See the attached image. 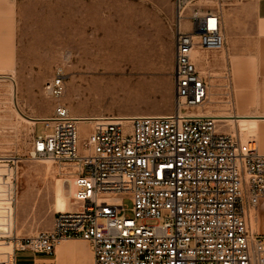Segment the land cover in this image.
<instances>
[{"label": "built area", "instance_id": "2783aa9c", "mask_svg": "<svg viewBox=\"0 0 264 264\" xmlns=\"http://www.w3.org/2000/svg\"><path fill=\"white\" fill-rule=\"evenodd\" d=\"M198 1L177 0L173 113L105 116L90 123L82 143L81 119L65 106L40 122L52 132L34 133L30 158L55 164L73 186L72 210L56 213L49 230L16 234L23 160L0 157V243L13 245L1 264H18V252L54 256L66 241L87 242L92 264H264V236L251 227L264 199V154L200 114L210 98L200 55L227 43L221 9ZM65 81L58 71L46 96L59 100Z\"/></svg>", "mask_w": 264, "mask_h": 264}, {"label": "rangeland", "instance_id": "374dc122", "mask_svg": "<svg viewBox=\"0 0 264 264\" xmlns=\"http://www.w3.org/2000/svg\"><path fill=\"white\" fill-rule=\"evenodd\" d=\"M237 2L227 0L221 6L216 0L197 3L211 10L220 8L224 15H229ZM191 5L186 17L194 9ZM10 11L17 22L9 25V56L7 64L0 62V68L4 69H0V75L14 76V103L17 100L25 115L51 118L59 105L65 106L74 117L168 115L175 111L177 0H20L16 9ZM224 33L228 50L209 55L201 64L211 87L209 101L202 111L262 115L264 58L256 51L242 49L237 23L229 27L224 23ZM240 62L246 64V70L237 78L235 65ZM60 70L66 78L64 94L59 100L48 98L44 88ZM14 108L11 81L0 79V157L18 155L23 160L14 217L16 234L29 237L52 227L56 214L54 185L62 177L55 164L29 156L34 133L45 135L52 130L43 123L31 125L20 120ZM4 120L8 123L7 130L1 128ZM90 128V123L79 125L81 143ZM225 130L229 132L228 128ZM263 131L264 122H259L255 131V122L248 121L238 123L237 130L231 133L243 145H253L264 153ZM65 189L70 196L67 183ZM125 204L131 209L130 201ZM255 217L253 212L252 230L264 236V220L257 227ZM82 242L91 259L88 243ZM85 254L86 249L80 248L79 264H85ZM57 255L18 252L16 261L31 264L56 259L57 262Z\"/></svg>", "mask_w": 264, "mask_h": 264}, {"label": "crops", "instance_id": "0c3cea01", "mask_svg": "<svg viewBox=\"0 0 264 264\" xmlns=\"http://www.w3.org/2000/svg\"><path fill=\"white\" fill-rule=\"evenodd\" d=\"M19 1L20 0H0V62L1 64L3 63L7 64V61H8L9 25L13 22L15 23L17 22L16 21L17 17H15L13 21L12 12L10 11V9H14V8L16 9V7L19 4ZM225 1L227 0H217L218 2L217 4H219L220 6L224 5ZM237 1H239L237 2V6H235V8L232 9L229 15H224L223 10L221 9L223 25L224 23L227 27H229V25H231L232 23H237L238 25H240L242 49L248 52L256 51L255 53L257 55H259L260 57L262 56L264 58V0H237ZM248 13H250V17H252L255 23L254 28H252L251 21H249L248 19L249 18ZM226 43H227L226 49L228 50L227 38H226ZM200 56L201 58H200L199 68L202 70L201 64H202V61H204L205 56L203 55H200ZM245 68H246V64L244 62H240L239 64L235 65L236 76L237 74H239L240 76L241 73L243 75V72L246 70ZM0 69H3V68L1 67ZM263 88H264V85H263ZM262 93H264V90L262 91ZM245 103H246V100L243 99L242 105H244ZM254 117L259 118L255 122V131H256L258 128L259 122H264V114L259 115V116H254ZM254 212H256L255 224L258 227L262 219L264 220V199L260 202L259 206ZM65 246L74 248L76 250L75 253L77 255L80 252V248H84V250L86 249V254L84 257L85 264H88L89 261L92 264L91 253H90L91 259H89V251L87 250L84 244L74 245V244L66 243ZM56 253L59 254V252H57V249H56L55 254ZM55 260L56 259L54 260L52 259L51 261H53L54 264H79V259L77 256L67 257L64 261L60 263L55 262Z\"/></svg>", "mask_w": 264, "mask_h": 264}, {"label": "bare ground", "instance_id": "6f19581e", "mask_svg": "<svg viewBox=\"0 0 264 264\" xmlns=\"http://www.w3.org/2000/svg\"><path fill=\"white\" fill-rule=\"evenodd\" d=\"M217 1V0H216ZM186 2V0H185ZM227 52V51H226ZM231 54V53H230ZM231 57V56H230ZM227 59V58H226ZM229 61V60H228ZM209 62V60H208ZM0 77H10L12 80H14V76L13 75H0ZM237 77H239V74H237ZM210 78H212L210 76ZM218 79V78H217ZM3 80V79H2ZM15 82V83H14ZM11 81V95H12V101L13 104L14 103V97L16 95V81L14 80ZM211 88V87H210ZM211 91V90H210ZM215 95V94H213ZM17 103V100L15 101ZM213 103V102H211ZM19 104L17 103V106ZM15 113L16 116L20 119L23 120L26 123H29L31 125H36V123H38L39 120H45L47 118H32L29 117L27 115L24 114V112L20 109V107L18 106V109L16 108L15 105ZM200 114H202L203 116H210V117H216L219 119V122L224 124L225 128H228L229 132H234L237 130L238 128V123L240 122H248V121H253L256 122L259 118L258 117H254V116H247V115H235V114H215V113H209V111H202L200 112ZM74 117V116H73ZM132 116H125L124 118H129ZM123 118V117H122ZM74 119H81L80 120V124L81 123H92L93 121H95L96 119H102V117L99 116H95V117H74ZM20 123V122H19ZM249 124V123H248ZM1 128L3 130H7V126L8 123L7 121H3V123L1 124ZM79 126V125H78ZM232 134V133H231ZM235 136H237L236 134H233ZM5 157V155H3L1 158ZM44 164V163H43ZM44 166V165H43ZM50 172V170H49ZM49 175V173H48ZM66 183L67 186L69 187V195L72 196L73 194V186L71 184H69L66 181V178H61L60 180H57L56 184L54 185V207L56 210V213H61V212H66V211H70L72 210V200L71 197L68 196L66 194ZM49 184V183H48ZM47 185V183H46ZM47 187V186H46ZM47 190V189H46ZM50 191V190H49ZM52 192V191H51ZM50 196V195H49ZM48 196V197H49ZM53 198V197H52ZM46 201V197L44 199ZM37 201V200H36ZM39 201V200H38ZM53 201V200H52ZM18 203V202H17ZM45 202L42 204L44 205ZM51 204V203H50ZM41 205V208H42ZM40 206V205H39ZM38 206V207H39ZM31 208V207H29ZM44 208V207H43ZM48 208V207H47ZM53 208V207H52ZM32 209V208H31ZM45 210V209H44ZM48 210V209H47ZM27 211V210H26ZM33 211V210H32ZM46 211V210H45ZM40 212V211H39ZM43 212V211H42ZM21 214V213H20ZM38 214V213H37ZM42 214V213H41ZM44 214V212H43ZM25 216V215H24ZM26 217V216H25ZM44 217V215H43ZM35 218V217H34ZM38 218V217H36ZM40 218V217H39ZM24 220V219H22ZM22 223V222H21ZM24 230V229H23ZM66 243H70V244H84L82 241L78 242V241H68V242H63L61 243L58 247H57V252H59L58 254V258H57V263H60L62 261H64L67 257L70 256H77V254L75 253V249L71 248V247H66L65 244ZM9 244V243H8ZM6 243H0V264L4 263L8 258L11 259L12 255H13V249L12 246ZM85 245V244H84Z\"/></svg>", "mask_w": 264, "mask_h": 264}, {"label": "water", "instance_id": "95a60500", "mask_svg": "<svg viewBox=\"0 0 264 264\" xmlns=\"http://www.w3.org/2000/svg\"><path fill=\"white\" fill-rule=\"evenodd\" d=\"M0 79H6V80H10V81H13L14 82V80H12L10 77H0ZM15 83V82H14ZM14 99H15V97H14ZM15 105H16V108L18 109V106H17V103L15 102ZM19 110V109H18ZM42 121H45V120H39L38 121V123H40V122H42Z\"/></svg>", "mask_w": 264, "mask_h": 264}]
</instances>
